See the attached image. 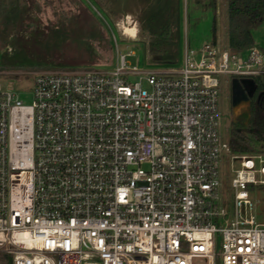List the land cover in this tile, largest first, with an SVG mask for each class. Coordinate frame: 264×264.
Returning a JSON list of instances; mask_svg holds the SVG:
<instances>
[{"label": "built area", "instance_id": "1", "mask_svg": "<svg viewBox=\"0 0 264 264\" xmlns=\"http://www.w3.org/2000/svg\"><path fill=\"white\" fill-rule=\"evenodd\" d=\"M88 1L114 35L112 68L33 70L31 104L0 83V252L11 264H264V156L232 154L224 198L218 107L220 75L264 74V50L185 42L180 67L142 71ZM131 14L109 17L126 34Z\"/></svg>", "mask_w": 264, "mask_h": 264}, {"label": "rangeland", "instance_id": "2", "mask_svg": "<svg viewBox=\"0 0 264 264\" xmlns=\"http://www.w3.org/2000/svg\"><path fill=\"white\" fill-rule=\"evenodd\" d=\"M37 7L40 10H37ZM98 7L100 8V6ZM103 8L104 10L106 9L105 11L102 9L103 15L108 18L118 40L119 51L127 55V61L130 66L135 65L142 71L164 72L171 68L180 67L183 60L185 42L190 48L197 50L201 49L206 43H212L214 36L211 26L214 17H216L217 22L216 43L220 49H227L228 46L227 0H215V5H213V0H181L179 8L181 25L179 48L175 58L170 62L156 60L149 53L147 42L145 41L146 38L141 31L142 22L139 19V9L131 12V15L137 21V36L131 38L124 34L122 29H117L114 22L111 21V19L118 20L128 11L117 15L109 8ZM64 20L67 21L69 28V38L57 49L53 56L54 63L71 67L97 66L102 69L112 68L116 59V50L113 49L114 35L111 31H108L105 20L97 15L88 0H29V8L24 16V21L25 24L31 23V26L20 27V37L27 39V37L31 36V29H34L38 32L39 40H41L46 32L47 34L49 33L53 25L63 23ZM1 25L0 23V29ZM92 30H99L102 35V38L91 41L96 49L94 55L89 53L86 45H81L78 41L79 32L83 31L85 33L84 36H86ZM254 36L257 45L264 49V22L254 30ZM14 37V34L9 35L10 42L14 40ZM7 46H10L12 50L7 49ZM7 46L0 39V59L1 52L7 50L11 53L13 51L12 43L7 44ZM33 50L40 52L41 48L39 45H35ZM54 63H50V65H53L52 67H62V65L55 66ZM31 71L33 70L26 68H0V83L3 89L15 91L24 103L31 104L34 99V75ZM144 76L145 73L142 72L128 76L127 79L130 82H135ZM233 77L229 75H220L219 77L220 134L223 140L226 141L229 140L233 114L243 108L233 109L232 106L231 80ZM142 83L144 87L150 88L145 79H142ZM256 147L260 148L259 144H256ZM232 154L233 152L222 153L220 168L225 185V188L221 189V193L224 198L227 196V199L230 200L232 199V192L228 190V187ZM251 196L253 200L262 198V195ZM259 204V206L262 205L261 202ZM260 221H263V218H260ZM11 258V254L0 252V263L11 264ZM219 261L221 262V257H219Z\"/></svg>", "mask_w": 264, "mask_h": 264}, {"label": "trees", "instance_id": "3", "mask_svg": "<svg viewBox=\"0 0 264 264\" xmlns=\"http://www.w3.org/2000/svg\"><path fill=\"white\" fill-rule=\"evenodd\" d=\"M96 5L107 7L119 14L133 4L139 9V19L142 22L141 31L147 42L149 53L159 61L173 60L178 52L180 40L179 8L181 0H91ZM215 5V0H213ZM29 8V0H0V39L4 45L12 43L13 51L1 53L0 68H26L36 70L39 68H52L53 56L57 49L69 38L67 21L53 25L46 36L39 40L38 32L31 29V36L24 39L20 37V27H29L25 24L24 16ZM137 9V10H138ZM37 10L40 8L37 7ZM106 10V9H105ZM104 10V11H105ZM228 12V50L231 54H240L249 48L257 46L254 30L264 22V0H227ZM213 18L211 30L213 43H216L217 24ZM30 24V25H29ZM127 36H137V21L131 18L129 24L124 26ZM44 32V31H43ZM14 34L10 42L9 35ZM44 34V33H43ZM79 32L78 41L86 45L91 55L96 53L91 41L102 38L100 31ZM86 37V38H85ZM39 45L41 51L33 50ZM171 55V58L167 56ZM55 64V63H54ZM56 65L66 66L57 63ZM258 87L251 98L250 104L233 114L229 144L235 154H261L264 156V81L260 76L255 77ZM259 144L260 148L256 147Z\"/></svg>", "mask_w": 264, "mask_h": 264}, {"label": "water", "instance_id": "4", "mask_svg": "<svg viewBox=\"0 0 264 264\" xmlns=\"http://www.w3.org/2000/svg\"><path fill=\"white\" fill-rule=\"evenodd\" d=\"M169 55L167 58H171ZM264 81V74L260 75ZM258 82L254 77H233L231 80L232 106L233 109L242 108L251 102V98L255 94Z\"/></svg>", "mask_w": 264, "mask_h": 264}, {"label": "crops", "instance_id": "5", "mask_svg": "<svg viewBox=\"0 0 264 264\" xmlns=\"http://www.w3.org/2000/svg\"><path fill=\"white\" fill-rule=\"evenodd\" d=\"M137 9L138 8H136V5L135 4H133L131 7H129L126 11H128L127 13H131V12H135V11H137ZM227 44H228V42H227ZM259 47V46H258ZM260 48V47H259ZM227 49H228V46H227ZM260 49H262V50H264L263 48H260Z\"/></svg>", "mask_w": 264, "mask_h": 264}, {"label": "flooded vegetation", "instance_id": "6", "mask_svg": "<svg viewBox=\"0 0 264 264\" xmlns=\"http://www.w3.org/2000/svg\"><path fill=\"white\" fill-rule=\"evenodd\" d=\"M261 99L264 100V93L261 95Z\"/></svg>", "mask_w": 264, "mask_h": 264}, {"label": "bare ground", "instance_id": "7", "mask_svg": "<svg viewBox=\"0 0 264 264\" xmlns=\"http://www.w3.org/2000/svg\"><path fill=\"white\" fill-rule=\"evenodd\" d=\"M136 20V19H135Z\"/></svg>", "mask_w": 264, "mask_h": 264}]
</instances>
